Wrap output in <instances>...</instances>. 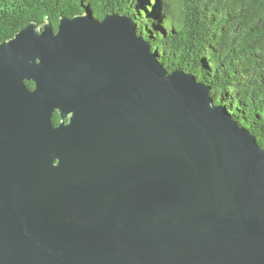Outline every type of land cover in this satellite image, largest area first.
<instances>
[{"label":"water","instance_id":"obj_1","mask_svg":"<svg viewBox=\"0 0 264 264\" xmlns=\"http://www.w3.org/2000/svg\"><path fill=\"white\" fill-rule=\"evenodd\" d=\"M210 91L121 12L0 42V264H264V147Z\"/></svg>","mask_w":264,"mask_h":264},{"label":"trees","instance_id":"obj_2","mask_svg":"<svg viewBox=\"0 0 264 264\" xmlns=\"http://www.w3.org/2000/svg\"><path fill=\"white\" fill-rule=\"evenodd\" d=\"M84 10L131 16L168 70L210 86L264 147V0H0V42L32 21L57 29L61 16Z\"/></svg>","mask_w":264,"mask_h":264},{"label":"flooded vegetation","instance_id":"obj_3","mask_svg":"<svg viewBox=\"0 0 264 264\" xmlns=\"http://www.w3.org/2000/svg\"><path fill=\"white\" fill-rule=\"evenodd\" d=\"M52 120L55 125H58L62 122V118H61V115L58 109L54 112ZM68 121H69V116L65 118V122H68Z\"/></svg>","mask_w":264,"mask_h":264}]
</instances>
